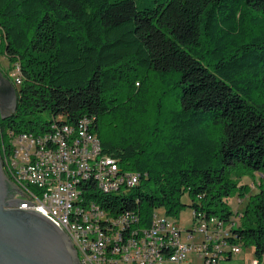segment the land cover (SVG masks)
<instances>
[{
	"label": "trees",
	"instance_id": "16d2710c",
	"mask_svg": "<svg viewBox=\"0 0 264 264\" xmlns=\"http://www.w3.org/2000/svg\"><path fill=\"white\" fill-rule=\"evenodd\" d=\"M0 55L22 75L0 148L7 127L43 131L47 123L27 115L87 117L103 152L141 175L123 193L94 198L135 209L142 225L160 208L216 215L229 240L253 245L261 260L264 181L250 193L234 172L264 173V0H0ZM166 85L175 100H163ZM153 95L167 124L146 134L136 116ZM236 192L250 193L237 212Z\"/></svg>",
	"mask_w": 264,
	"mask_h": 264
},
{
	"label": "built area",
	"instance_id": "2783aa9c",
	"mask_svg": "<svg viewBox=\"0 0 264 264\" xmlns=\"http://www.w3.org/2000/svg\"><path fill=\"white\" fill-rule=\"evenodd\" d=\"M12 76L16 84L22 82L20 68ZM5 134L0 148L4 169L25 193L17 196L35 204L20 207L42 211L59 223L82 264H193L190 253L204 264H221L224 256L229 259L242 249L229 240V223L216 215L193 210L195 225L186 231L175 217L156 210L150 224L142 225L135 209L115 212L98 194L94 198L97 192L123 193L139 184L141 175L103 152L87 117L78 123L53 120L39 133L7 127ZM193 232L202 235L201 241L189 239Z\"/></svg>",
	"mask_w": 264,
	"mask_h": 264
},
{
	"label": "water",
	"instance_id": "95a60500",
	"mask_svg": "<svg viewBox=\"0 0 264 264\" xmlns=\"http://www.w3.org/2000/svg\"><path fill=\"white\" fill-rule=\"evenodd\" d=\"M16 109L17 88L0 68V120ZM17 194L25 193L6 173L0 155V264H82L66 230L42 211L21 208L22 202L35 204Z\"/></svg>",
	"mask_w": 264,
	"mask_h": 264
},
{
	"label": "rangeland",
	"instance_id": "374dc122",
	"mask_svg": "<svg viewBox=\"0 0 264 264\" xmlns=\"http://www.w3.org/2000/svg\"><path fill=\"white\" fill-rule=\"evenodd\" d=\"M9 62L7 58L3 55H0V68L4 73L9 72ZM14 70L9 72L8 79L13 82V74ZM6 83V82H5ZM164 90L166 92L162 94V98L165 101H173L175 100V89L171 86L166 85L164 87ZM155 102H156V97L153 95L151 107H149V111L145 114H141L136 116V122L137 126L142 129V132L146 134H150V131L153 129L155 132L156 130L158 131L157 128H153V122L159 121L161 123L160 126H165L167 124V119L165 116H163L160 113L156 112L155 108ZM27 119H31L36 121L37 124H42V123H48L53 120V115L49 112H38L36 114H30L26 116ZM108 119H106L107 121ZM215 134H218L217 128L211 129ZM235 177H239L238 179L241 180L242 183H247L248 185L251 186L250 193H255L258 191V185L260 182L264 181V173H261L259 171L253 172L252 170H249L247 168H238L235 170ZM262 176V177H261ZM263 179V180H262ZM250 193L246 197L238 198V193L236 192L234 195H232L229 198V201L231 203L232 208L237 212V210H242L248 200V197ZM184 200L186 202H189V199L185 196ZM157 212L162 215H166L164 209L160 208L157 209ZM193 209L190 206H187L185 209H183L178 216L175 217L176 221L178 222L179 225L183 227V229L187 228H193L194 227V219L192 215ZM184 230V231H185ZM187 231V230H186ZM194 237L189 238L192 242H199L202 239V235L199 232H193ZM186 239V237H184ZM241 251L239 253H236L232 256L231 259L226 258L225 256L221 260V264H248L251 259H259L255 253H254V246L253 245H245L243 246L241 244ZM191 261L193 264H204L203 261L200 259V257L193 255L190 253L189 255ZM261 264H264V255L261 258Z\"/></svg>",
	"mask_w": 264,
	"mask_h": 264
},
{
	"label": "flooded vegetation",
	"instance_id": "af4514ba",
	"mask_svg": "<svg viewBox=\"0 0 264 264\" xmlns=\"http://www.w3.org/2000/svg\"><path fill=\"white\" fill-rule=\"evenodd\" d=\"M4 88H5V87H4ZM6 88H7V87H6ZM8 89H10V87H9V86H8ZM10 118H11V117H8V118H6V119H10ZM6 119H5V120H6Z\"/></svg>",
	"mask_w": 264,
	"mask_h": 264
},
{
	"label": "crops",
	"instance_id": "0c3cea01",
	"mask_svg": "<svg viewBox=\"0 0 264 264\" xmlns=\"http://www.w3.org/2000/svg\"><path fill=\"white\" fill-rule=\"evenodd\" d=\"M232 258V257H231ZM231 258H229V259H231Z\"/></svg>",
	"mask_w": 264,
	"mask_h": 264
}]
</instances>
